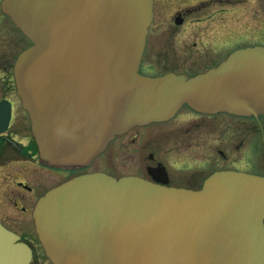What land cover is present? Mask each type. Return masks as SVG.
Returning <instances> with one entry per match:
<instances>
[{
  "label": "water",
  "instance_id": "water-1",
  "mask_svg": "<svg viewBox=\"0 0 264 264\" xmlns=\"http://www.w3.org/2000/svg\"><path fill=\"white\" fill-rule=\"evenodd\" d=\"M0 9L30 43L13 79L46 164L87 167L116 136L184 105L264 115V46L190 77L139 73L152 0H1ZM32 218L52 264H264V175L216 171L190 190L86 173L46 192ZM30 258L0 225V264Z\"/></svg>",
  "mask_w": 264,
  "mask_h": 264
},
{
  "label": "flooded vegetation",
  "instance_id": "flooded-vegetation-1",
  "mask_svg": "<svg viewBox=\"0 0 264 264\" xmlns=\"http://www.w3.org/2000/svg\"><path fill=\"white\" fill-rule=\"evenodd\" d=\"M245 1L248 0H152V19L144 51L148 44L151 45L150 35L154 34L153 39L159 42L161 36L157 35L158 33L174 38L178 36L180 29L185 32L187 28V38L179 41L180 45L176 47L182 55L170 56L169 60L166 52L163 58V73L175 72L187 76L203 73L217 66L233 50L258 45H246L239 38L226 42L219 30L217 39L213 38V44L210 43L215 50L211 49L207 55L198 57L199 62H204L203 68L195 72L187 69L194 66L196 60L194 52L188 46L189 37H195V26L203 23L205 34L210 23L220 28L227 20L228 9L232 8L236 16L235 9L241 8L239 11H242ZM252 2L256 4V0H251ZM20 35L19 30L0 9V224L30 248L32 258L29 264L33 258L34 262L40 261L44 264L47 258L35 233L32 219L37 200L50 189L75 176L99 170L96 165L87 171L83 168L65 169L46 164L40 159L28 115L16 95L13 79L16 57L29 45L24 37L26 44L21 45ZM192 45L195 46V43ZM219 115L231 117L237 124H233L234 121L214 124L215 128H220L218 132L221 135L225 134L217 145L207 136L211 132L209 120L215 121V117ZM184 116L181 120H191L186 123L189 124L188 129L179 125L183 122L176 123L173 120L175 116L166 122L152 124L155 128L164 125L151 133L152 136L163 137L162 140L158 138L153 149L149 145L146 146L149 147V152L142 157L139 177L168 187L198 190L209 175L228 169L227 164L221 163H225L228 151L233 147L240 154V164L245 166L246 161V166L249 165V168L246 167L247 169L241 172L264 175V115H204L187 108ZM232 127L237 129L233 130ZM204 144L206 146H203ZM203 147L206 149L203 150ZM38 252L42 261L35 258Z\"/></svg>",
  "mask_w": 264,
  "mask_h": 264
},
{
  "label": "rangeland",
  "instance_id": "rangeland-1",
  "mask_svg": "<svg viewBox=\"0 0 264 264\" xmlns=\"http://www.w3.org/2000/svg\"><path fill=\"white\" fill-rule=\"evenodd\" d=\"M239 9L241 8L235 9L237 11L235 16V12H232L233 9L229 8L226 16L227 20L224 21L222 26L220 28H216V25L214 23H210L206 34L204 33L205 31L203 23L195 26V37H189L188 46L194 52V58L196 60L194 66H192L191 68H187L188 70H190L191 72H195L198 71V69L203 68L204 62H199L198 57L199 55H207V52H210L211 49L215 50V48H213L212 46V40L213 38L217 39L219 33L222 34V38L226 42H230L233 38H239V40H242V42L246 43V45L249 43L250 45H264V0H256V4L255 2L251 3V0H248L247 2L245 1L242 11H239ZM187 30L188 29L185 28V32ZM185 32L180 29L178 32V36H174V38L172 36L166 37L168 35L165 36L163 33H158L157 35L161 36L158 39L160 43L156 42L153 39V37L155 36L154 34L150 35L149 40L151 42V45L148 44L144 51V55L140 64V72L143 74H149L150 76L162 74L164 71L163 58L166 52L169 55V60H171L170 56L182 55V52L176 49V47H179V41H182L187 38V34ZM20 42L21 45H24L25 43L24 38L21 35ZM192 43H195V46H193ZM179 70L182 69L179 68ZM186 111L187 108L182 107L178 111V115H175L176 118L174 117L173 119L176 123L183 122L179 123V125H184V129L189 128V124L186 123H189L191 121L181 120L186 114ZM187 114L189 115V113ZM184 118L186 117L184 116ZM225 122H233V124H237L236 120H234L233 118H226L222 117L221 115L215 117V121H213L212 119L209 120V123L211 125V132L209 133L207 138L211 142H214L219 145V141L225 134L221 135L218 132L220 128H215L214 124H223ZM152 124L142 127H134L124 135L115 137L108 143L106 149L97 157H95L87 167H84L83 170H90L94 165H96L99 170L98 172L106 173L107 175H110L114 178H119L128 175L141 176L140 166L142 165V157L146 154L147 151L149 152V147L146 148V146L149 145L153 149V146L155 145L156 141H158V138L160 137L159 140H162L163 137V135L152 136L151 133L155 129L164 127V125H159V128H155ZM231 129L236 130L237 127H232ZM206 143H208V141ZM234 143L235 141H233V144ZM203 146L206 145L204 144ZM204 149H206V147H203V150ZM237 151L238 150L235 147L231 148L228 151V157L226 158L225 163H221L227 164V170L231 169L241 171L249 168V165L246 166V161L244 162L245 166L240 164V162L242 161L239 160L240 154ZM35 258L41 260L42 257L39 252ZM47 261L48 260L46 259V262L44 264H51L49 261ZM31 264L41 263L40 261L34 262L33 258Z\"/></svg>",
  "mask_w": 264,
  "mask_h": 264
}]
</instances>
